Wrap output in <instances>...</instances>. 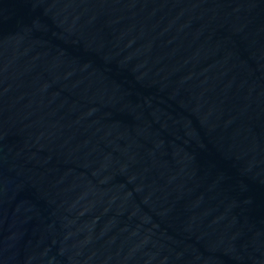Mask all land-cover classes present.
I'll return each instance as SVG.
<instances>
[{"label": "water", "instance_id": "water-1", "mask_svg": "<svg viewBox=\"0 0 264 264\" xmlns=\"http://www.w3.org/2000/svg\"><path fill=\"white\" fill-rule=\"evenodd\" d=\"M0 264H264V0H0Z\"/></svg>", "mask_w": 264, "mask_h": 264}]
</instances>
